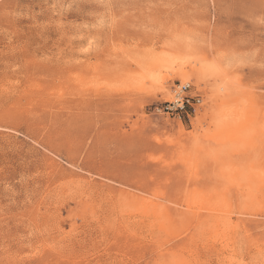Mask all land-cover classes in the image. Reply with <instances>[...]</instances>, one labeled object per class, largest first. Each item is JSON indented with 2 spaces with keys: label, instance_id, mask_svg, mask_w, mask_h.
Wrapping results in <instances>:
<instances>
[{
  "label": "rangeland",
  "instance_id": "obj_1",
  "mask_svg": "<svg viewBox=\"0 0 264 264\" xmlns=\"http://www.w3.org/2000/svg\"><path fill=\"white\" fill-rule=\"evenodd\" d=\"M228 247L264 264V0H0V264Z\"/></svg>",
  "mask_w": 264,
  "mask_h": 264
},
{
  "label": "built area",
  "instance_id": "obj_2",
  "mask_svg": "<svg viewBox=\"0 0 264 264\" xmlns=\"http://www.w3.org/2000/svg\"><path fill=\"white\" fill-rule=\"evenodd\" d=\"M189 85H182L176 92L174 98L163 106L156 108L159 113L181 116L188 113V109L193 106V98L186 95Z\"/></svg>",
  "mask_w": 264,
  "mask_h": 264
},
{
  "label": "bare ground",
  "instance_id": "obj_3",
  "mask_svg": "<svg viewBox=\"0 0 264 264\" xmlns=\"http://www.w3.org/2000/svg\"><path fill=\"white\" fill-rule=\"evenodd\" d=\"M250 189V188H249ZM230 220V219H229ZM231 225V224H230ZM225 231V230H224ZM235 251V250H234ZM235 253V252H234ZM228 255L225 258V262L227 264H235L238 263L237 257L233 254V249L231 247H228ZM241 262V261H240Z\"/></svg>",
  "mask_w": 264,
  "mask_h": 264
}]
</instances>
